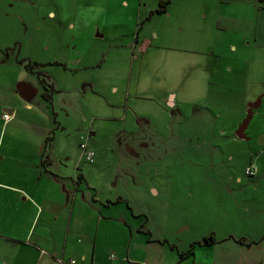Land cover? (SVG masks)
Returning <instances> with one entry per match:
<instances>
[{
  "label": "rangeland",
  "instance_id": "374dc122",
  "mask_svg": "<svg viewBox=\"0 0 264 264\" xmlns=\"http://www.w3.org/2000/svg\"><path fill=\"white\" fill-rule=\"evenodd\" d=\"M159 1L3 0L0 75L15 76L23 97L42 101L38 73L19 61L40 63L34 71L55 100L62 130L54 145L67 151L65 163L57 159L69 174L78 165L92 184H118L137 211H151L152 225L168 215L171 227H197L240 211L246 195H262L252 180L264 176V99L248 138L236 132L264 94V72L248 73L244 54L220 55L222 31L204 0H171L146 18ZM254 10L245 12L250 32L237 28L244 44L254 43ZM83 141L96 151L93 163L78 162Z\"/></svg>",
  "mask_w": 264,
  "mask_h": 264
},
{
  "label": "crops",
  "instance_id": "0c3cea01",
  "mask_svg": "<svg viewBox=\"0 0 264 264\" xmlns=\"http://www.w3.org/2000/svg\"><path fill=\"white\" fill-rule=\"evenodd\" d=\"M204 2L222 31V38L215 40L220 55L244 54L248 73L264 72L261 0ZM248 7L257 10L256 33L249 34L254 43L244 44L236 33L250 32L243 29ZM232 8L240 11L232 13ZM208 16L205 12L203 18ZM247 48L251 56L244 53ZM1 79L0 75V264H71L72 259L75 264H264V162L258 167L262 177L252 180L262 195H246L247 205L240 211L202 219L197 227H171L168 215L160 225H152L151 211H137L133 196L121 192L118 184H92L78 165L74 176L67 172L63 158L67 151L54 145L62 123L53 98L23 97L15 76ZM49 101L51 109L45 104ZM51 132L53 136L48 135ZM85 160L82 151L78 162ZM184 230L190 233L183 236ZM192 244L194 253L182 259L181 253Z\"/></svg>",
  "mask_w": 264,
  "mask_h": 264
},
{
  "label": "trees",
  "instance_id": "16d2710c",
  "mask_svg": "<svg viewBox=\"0 0 264 264\" xmlns=\"http://www.w3.org/2000/svg\"><path fill=\"white\" fill-rule=\"evenodd\" d=\"M170 2H171V0H160L159 1V7L156 10L152 11L150 13V16L153 15L155 12H159V13L166 12L167 7H168L167 5L170 4ZM20 63L23 64L24 67L28 71H30L32 73H36V74L38 73L37 75H38V77L40 79V82L42 83V85H43V87L45 89L42 95L46 99H51L52 98V94L49 92V89L47 88L49 83L46 81L45 75L43 73H41V71H39V72L34 71V66L36 64L38 65L40 63H38L37 61H26L25 59L20 60ZM55 63L57 64V62H55ZM43 75H44V77H43ZM52 89H54V88H52ZM204 241L206 243H208V239L207 238H205ZM193 253H194V244H192L191 247L188 250H186V251L181 253V258L183 259L185 257H188V256L192 255Z\"/></svg>",
  "mask_w": 264,
  "mask_h": 264
},
{
  "label": "water",
  "instance_id": "95a60500",
  "mask_svg": "<svg viewBox=\"0 0 264 264\" xmlns=\"http://www.w3.org/2000/svg\"><path fill=\"white\" fill-rule=\"evenodd\" d=\"M262 98H263V95L259 96L255 102H252L249 104L248 114L236 132L238 137L248 138L246 130L249 126L250 121L252 120V118L254 116L255 109H257L259 106H261Z\"/></svg>",
  "mask_w": 264,
  "mask_h": 264
},
{
  "label": "built area",
  "instance_id": "2783aa9c",
  "mask_svg": "<svg viewBox=\"0 0 264 264\" xmlns=\"http://www.w3.org/2000/svg\"><path fill=\"white\" fill-rule=\"evenodd\" d=\"M261 2H262V4H264V0H261ZM4 117H5V119L8 120V119H10L11 115L9 113H5ZM81 148H82L83 154L86 157V159L91 163L94 162L95 152L89 149L88 144L84 141L81 142ZM247 172L250 175H255L257 172V167H249L247 169ZM75 263H76V260L72 259L71 264H75Z\"/></svg>",
  "mask_w": 264,
  "mask_h": 264
},
{
  "label": "flooded vegetation",
  "instance_id": "af4514ba",
  "mask_svg": "<svg viewBox=\"0 0 264 264\" xmlns=\"http://www.w3.org/2000/svg\"><path fill=\"white\" fill-rule=\"evenodd\" d=\"M37 71V70H36Z\"/></svg>",
  "mask_w": 264,
  "mask_h": 264
}]
</instances>
